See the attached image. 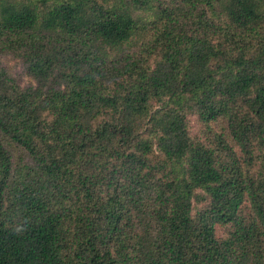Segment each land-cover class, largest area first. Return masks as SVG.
Instances as JSON below:
<instances>
[{"label": "trees", "instance_id": "trees-1", "mask_svg": "<svg viewBox=\"0 0 264 264\" xmlns=\"http://www.w3.org/2000/svg\"><path fill=\"white\" fill-rule=\"evenodd\" d=\"M0 56V264H264V0H0Z\"/></svg>", "mask_w": 264, "mask_h": 264}, {"label": "rangeland", "instance_id": "rangeland-1", "mask_svg": "<svg viewBox=\"0 0 264 264\" xmlns=\"http://www.w3.org/2000/svg\"><path fill=\"white\" fill-rule=\"evenodd\" d=\"M0 64L8 68L10 75L14 81L20 86H26L28 84H33V81L24 74L21 62L16 59H12L7 56H0ZM15 153H20L16 149Z\"/></svg>", "mask_w": 264, "mask_h": 264}]
</instances>
